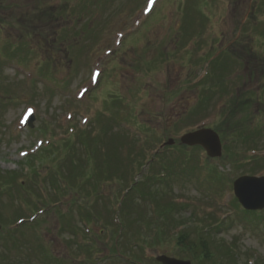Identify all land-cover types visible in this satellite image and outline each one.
<instances>
[{
    "label": "rangeland",
    "instance_id": "1",
    "mask_svg": "<svg viewBox=\"0 0 264 264\" xmlns=\"http://www.w3.org/2000/svg\"><path fill=\"white\" fill-rule=\"evenodd\" d=\"M262 125L264 0H0V264H264L233 189ZM204 127L221 158L180 143Z\"/></svg>",
    "mask_w": 264,
    "mask_h": 264
},
{
    "label": "water",
    "instance_id": "2",
    "mask_svg": "<svg viewBox=\"0 0 264 264\" xmlns=\"http://www.w3.org/2000/svg\"><path fill=\"white\" fill-rule=\"evenodd\" d=\"M33 120L34 117H32L31 122ZM181 143L187 146H201L206 150L210 158H220L222 156L223 145L221 139L219 135L211 129H200L198 131L189 132L181 137ZM173 144V139H170L166 143V145ZM234 193L245 210H264V177L244 176L239 178L234 182ZM157 261L161 264H191L190 261L178 260L165 255L158 256Z\"/></svg>",
    "mask_w": 264,
    "mask_h": 264
},
{
    "label": "trees",
    "instance_id": "3",
    "mask_svg": "<svg viewBox=\"0 0 264 264\" xmlns=\"http://www.w3.org/2000/svg\"><path fill=\"white\" fill-rule=\"evenodd\" d=\"M247 47V46H246ZM248 49V48H247ZM247 49L245 48V53H246V51H247ZM249 50V49H248ZM248 52H250V51H248ZM247 54V53H246ZM249 56H251V57H253L252 56V53L250 52V54H248ZM235 64H237V65H243L242 63H241V61H240V63H235ZM245 67V66H244ZM248 69H250V68H248ZM255 70L254 69H251L250 70V73L252 74V75H250V76H253L254 75V72ZM203 90H207V89H204V87L202 88ZM213 90H215L214 88H209V92H212ZM214 92V91H213ZM212 92V93H213ZM217 92V91H216ZM203 96H205V97H208L207 95H205V91H203V94H202ZM201 95V96H202ZM257 97L256 96H252V98H249V97H246V96H238L235 100H233V101H231V103L228 105V108L227 109H225V119L223 120V125H224V123L227 125V126H229L230 124H231V120H233L234 122H240V121H238V117H237V113H239V111H243V110H246L247 109V103L249 102L250 103V101L252 102V101H254V99H256ZM255 103H256V101H255ZM227 106V105H226ZM236 109H237V111H236ZM244 114H246V113H244ZM259 114H262L261 112H259V113H257V115H259ZM250 118H248V120H249ZM242 123V122H241ZM244 123V122H243ZM217 127H219V126H217ZM240 127V126H239ZM238 127V128H239ZM261 128H262V130H263V128H264V125H262V126H260ZM223 130V129H222ZM232 130H233V127H232ZM236 131L237 130H233V134H235V139H240L241 140V135H239L238 133H236ZM222 133H223V131H222ZM254 134H255V136L254 137H252V138H250V140L247 142V143H243V144H250V143H252L251 145H248V148H251V147H260L261 146V144H260V146H259V140H258V136H259V134L261 133V132H259L258 131V133H257V131H256V133L255 132H253ZM229 135H230V133H229ZM244 139V138H243ZM250 151H254V152H257V150L256 149H249L248 150V152H250ZM255 162V165H262V163L263 162H261V159L260 158H258V160H255L254 161ZM170 172H172L171 170H169ZM154 198H156V196H154ZM161 206V205H160ZM126 207H129L128 206V204H126V202H125V204H124V207H123V209L124 208H126ZM175 210V206L174 205H169V204H164V205H162L161 206V213L163 214V215H165L166 216V214H169V215H171L172 213H173V211ZM256 214V216H259V217H262V218H264V216H262V213H255ZM168 216V215H167ZM166 220H168V219H166ZM188 235H189V232H187V231H185V232H182L180 235H179V237H178V244H179V247L181 248V249H183L182 247H184V243L187 241V239H188ZM187 247L188 248H190L191 247V244L190 245H187ZM202 247H203V249H204V252L206 253L205 255L206 256H209V254H210V252L208 251V250H206L207 249V245H206V243H205V241L203 240L202 241Z\"/></svg>",
    "mask_w": 264,
    "mask_h": 264
},
{
    "label": "bare ground",
    "instance_id": "4",
    "mask_svg": "<svg viewBox=\"0 0 264 264\" xmlns=\"http://www.w3.org/2000/svg\"><path fill=\"white\" fill-rule=\"evenodd\" d=\"M153 12V11H152ZM29 125V124H28Z\"/></svg>",
    "mask_w": 264,
    "mask_h": 264
}]
</instances>
